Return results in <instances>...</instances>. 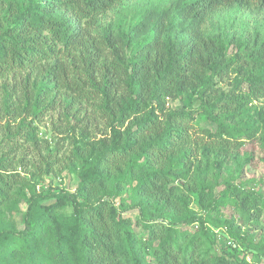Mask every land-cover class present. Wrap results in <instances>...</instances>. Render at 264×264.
I'll return each mask as SVG.
<instances>
[{"label":"trees","instance_id":"1","mask_svg":"<svg viewBox=\"0 0 264 264\" xmlns=\"http://www.w3.org/2000/svg\"><path fill=\"white\" fill-rule=\"evenodd\" d=\"M122 1L19 0L9 2L4 15L9 23L0 32V76L27 70L26 86L33 76V89L9 104L13 110L34 118L64 89L71 95L68 106H91L108 128L107 135L73 148L75 189L47 195L55 198L45 220L56 255L61 263L66 250L72 264H249V255L264 256V242L255 243L241 228L257 225L264 231V196L255 191L229 184L215 196L204 179L194 186L204 212L196 219L203 233L208 234L209 223L225 229L230 239L217 255L197 254L194 237L163 223L147 225V238H136L129 229L132 222L113 200L122 188L116 177L124 176L136 182L137 196L145 199L142 212L150 211L148 199L183 204L179 185L190 175L197 152L206 166H222L231 143L221 117L233 121L247 105L264 98V38L256 37L252 45L206 38L202 26L221 8L264 10V0H193L181 10L185 39L166 38L169 28L162 22L134 46L110 29L95 34L88 27ZM230 74L237 77L231 91L216 95V79L221 82ZM185 96H195L198 110L166 106L167 100ZM195 112L208 115L215 129H195ZM69 128L74 131L73 124ZM9 168L8 159L0 156V219L28 186L24 176ZM35 199H29L23 231L0 228V239L16 233L35 239L42 232L41 223L31 226ZM68 203L71 215L61 222L53 211Z\"/></svg>","mask_w":264,"mask_h":264},{"label":"rangeland","instance_id":"2","mask_svg":"<svg viewBox=\"0 0 264 264\" xmlns=\"http://www.w3.org/2000/svg\"><path fill=\"white\" fill-rule=\"evenodd\" d=\"M11 1L19 0H0V32L9 23L4 15L9 12L8 3ZM192 1L124 0L99 17L95 24L90 22L88 27L95 34L110 29L123 43L129 40L130 45L134 46L149 36L153 26L163 22L169 28L166 38L185 39L186 34L182 29L186 23L181 18V10L186 9ZM202 33L206 38H220L224 41L234 38L249 41L252 45L256 37L264 38V10L221 8L207 18ZM26 75L27 70L13 69L0 76V156L8 159L11 172L24 176L28 183V186L22 188V195L5 207L0 228L22 232L29 199L35 196L37 199L31 212V226L37 228L41 223L42 232L35 239H26L17 233L1 238L0 264H72L66 250L62 252L61 263L56 255L52 230L45 220L46 208L55 203V198L47 195H59L61 190L75 189L78 163L72 154L73 148L107 135L108 128L105 120L91 106H68L71 95L64 89L57 91L52 103L47 100L41 113L34 118L22 110L14 111L9 104L21 99L25 90L33 89V76L26 86ZM236 80L233 74L221 82L216 79L215 94L231 91ZM37 84L45 82L38 80ZM198 105L195 96H185L167 100L166 106L170 110L184 108L190 112L198 110ZM259 112L264 114V98L247 105L233 121L221 117V127L227 131L226 138L231 143L224 163L219 168L213 164L206 166L197 152L190 175L181 179L179 185L183 204L167 206L159 199H148L150 211L142 212L141 206L145 199L137 196L134 188L136 182L124 176L116 177L122 188L113 202L122 216L132 222L129 229L136 238H147V225L163 223L185 232L188 239L194 237L197 254L208 252L217 255L222 246L229 245L230 239L225 229L215 228L208 223L205 225L208 234H204L198 225L196 219L204 212L200 209L194 186L199 179H204L215 196L229 184H236L264 196V116L261 118ZM65 114L71 117L69 121ZM22 121L28 125L27 128L22 127ZM71 124L74 125V131L69 128ZM192 125L197 130H214L216 122L206 114L195 112ZM155 208L159 209L157 213ZM71 212L68 203L54 209L53 215L65 222ZM224 215L229 216V213L225 212ZM225 216H219V219L223 220ZM189 220H192L190 225L187 224ZM241 228L255 243L264 242V231L256 229L257 225ZM246 259L249 264H264V256H256L254 253Z\"/></svg>","mask_w":264,"mask_h":264}]
</instances>
